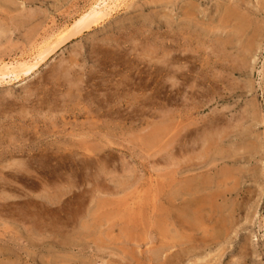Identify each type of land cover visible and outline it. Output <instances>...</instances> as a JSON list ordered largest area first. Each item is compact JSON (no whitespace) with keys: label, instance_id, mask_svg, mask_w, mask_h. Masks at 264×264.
Wrapping results in <instances>:
<instances>
[{"label":"rangeland","instance_id":"1","mask_svg":"<svg viewBox=\"0 0 264 264\" xmlns=\"http://www.w3.org/2000/svg\"><path fill=\"white\" fill-rule=\"evenodd\" d=\"M100 1L0 0V264H264V0Z\"/></svg>","mask_w":264,"mask_h":264},{"label":"bare ground","instance_id":"2","mask_svg":"<svg viewBox=\"0 0 264 264\" xmlns=\"http://www.w3.org/2000/svg\"><path fill=\"white\" fill-rule=\"evenodd\" d=\"M120 0H101L99 4H96V6L89 9L88 12L84 13L79 17L77 20H75L72 25L68 28L67 36L59 40V43L69 41L70 39H74L78 36H80L82 33L88 31L93 26H96L100 23V21L108 15L110 12L112 5H115L116 2ZM231 0H227L229 4L227 5V8L225 9V14L227 15V18L230 19H236V22L238 21L240 23L241 27H245L247 25L248 27H251L248 20L245 18L243 19V15H241L240 7L241 2L243 0H232L234 5L230 4ZM226 2V1H225ZM231 5V6H230ZM260 5V4H259ZM262 5V4H261ZM254 11V10H253ZM224 13V12H223ZM110 15V14H109ZM229 21V20H228ZM235 23V22H234ZM243 24V25H242ZM233 26V25H232ZM231 26V27H232ZM258 26V25H257ZM253 27V26H252ZM255 28V27H254ZM235 29V28H234ZM59 32V31H58ZM65 32V33H66ZM62 35V34H61ZM32 36V35H31ZM65 36V35H64ZM53 38V37H52ZM61 38V37H60ZM229 44V43H228ZM59 45V44H58ZM53 46V45H52ZM56 45L53 47H47L39 54L36 58H34L32 61H25V62H16L15 64L10 65H0V84H7L12 81L19 80L21 77H28L32 73H34L39 67L44 64L45 60L48 58V56L54 52ZM256 48V47H255ZM248 56V55H247ZM248 63V62H247ZM165 70V69H164ZM65 72V71H64ZM69 74V73H68ZM66 75V74H65ZM23 79V78H22ZM21 80V79H20ZM112 93V92H111ZM109 94V93H108ZM49 109V108H48ZM61 109V108H60ZM53 112V111H52ZM214 141V140H213ZM215 142V141H214ZM247 148V147H246ZM219 149V148H218ZM212 154V153H211ZM258 154V153H257ZM255 155V154H254ZM251 156V155H250ZM256 156V155H255ZM2 163V162H1ZM194 167V166H193ZM200 178V177H199ZM2 180V179H1ZM0 180V181H1ZM4 181V180H3ZM189 183V182H188ZM193 183V182H192ZM223 183V182H222ZM191 184V183H190ZM189 184V185H190ZM199 184V183H198ZM191 186V185H190ZM238 186V185H237ZM188 187V186H187ZM193 187V185H192ZM126 188V187H125ZM123 189V188H122ZM223 189V188H222ZM189 190V189H188ZM191 190V189H190ZM189 192V191H188ZM63 194V193H62ZM172 194H174L172 192ZM62 196V195H61ZM171 196V194H170ZM215 196V195H214ZM217 196V195H216ZM82 198V197H81ZM180 198V197H179ZM178 198V199H179ZM52 199V198H51ZM59 199V198H58ZM166 199V198H165ZM183 200V199H182ZM198 200V199H197ZM56 201V200H55ZM82 201V200H81ZM79 202V201H78ZM166 202V201H165ZM193 202V201H192ZM52 204V203H50ZM55 204V203H54ZM166 207V206H165ZM167 208V207H166ZM225 209V208H224ZM162 210V209H161ZM165 210V209H164ZM172 210V209H171ZM121 217V216H120ZM183 219V218H182ZM113 220V219H112ZM182 222H185L182 220ZM173 223V222H172ZM193 223V222H192ZM171 224V223H170ZM179 224V223H178ZM190 224V223H189ZM77 225V224H76ZM89 225V224H88ZM162 225V224H161ZM190 226V225H189ZM81 227V226H80ZM156 227V226H155ZM88 228V227H87ZM171 230V229H169ZM163 231V230H162ZM174 231V230H173ZM171 231V232H173ZM170 232V231H169ZM87 233V232H86ZM193 233V232H192ZM85 234V233H84ZM168 234V233H167ZM171 234V233H170ZM173 234V233H172ZM62 235V234H61ZM163 235V234H162ZM63 237V236H62ZM173 237V236H172ZM184 237V236H183ZM189 237V236H188ZM70 238V237H69ZM166 238V237H165ZM176 238V237H175ZM216 239V238H215ZM79 240V239H78ZM186 240V239H185ZM70 241V240H69ZM71 242V241H70ZM69 242V243H70ZM204 243V242H203ZM72 244V243H71ZM173 244V243H172ZM169 246V245H168ZM184 246V245H183ZM180 247V246H179ZM182 247V246H181ZM169 248V247H168ZM200 248V247H199ZM173 249V248H172ZM156 253V252H155ZM163 253V252H162ZM192 255V254H191ZM157 256V255H156ZM166 257V256H165ZM165 259V258H164ZM196 260V259H195ZM58 264V263H57Z\"/></svg>","mask_w":264,"mask_h":264}]
</instances>
